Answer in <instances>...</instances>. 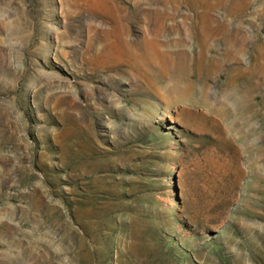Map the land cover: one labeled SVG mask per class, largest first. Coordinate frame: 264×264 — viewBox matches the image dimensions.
Listing matches in <instances>:
<instances>
[{
	"label": "rangeland",
	"instance_id": "1",
	"mask_svg": "<svg viewBox=\"0 0 264 264\" xmlns=\"http://www.w3.org/2000/svg\"><path fill=\"white\" fill-rule=\"evenodd\" d=\"M0 264H264V0H0Z\"/></svg>",
	"mask_w": 264,
	"mask_h": 264
},
{
	"label": "bare ground",
	"instance_id": "2",
	"mask_svg": "<svg viewBox=\"0 0 264 264\" xmlns=\"http://www.w3.org/2000/svg\"><path fill=\"white\" fill-rule=\"evenodd\" d=\"M157 35V34H156ZM152 36H154V33H153V35ZM153 38V37H152ZM151 38V39H152ZM150 40V39H149ZM158 42V41H157ZM148 43V42H147ZM151 43L149 42V44L148 45H150ZM147 45V46H148ZM152 45L154 46V43H152ZM158 46H160V45H158ZM157 47V46H156ZM155 47V48H156ZM154 48V47H153ZM150 49H152V48H150ZM158 49H159V47H158ZM157 49V50H158ZM156 49H155V51H157ZM153 51V50H152ZM151 52V51H150ZM152 53V52H151ZM163 53V52H162ZM154 55H157V54H153L152 56H154ZM135 56V55H134ZM156 57H158V56H156ZM167 115V114H166ZM198 121H200V120H198ZM202 121V120H201ZM198 124H199V122H198ZM225 144H226V146H228V149L230 148V144L226 141L225 142ZM240 144V143H239ZM238 145V144H237ZM242 147V146H241ZM233 148H235V147H233ZM242 149V148H241ZM234 150V149H233ZM235 157L234 158H236V160H237V157L239 156V153H240V151H239V148L236 146V148H235ZM246 153V152H245ZM231 156V155H230ZM236 171H237V169H236Z\"/></svg>",
	"mask_w": 264,
	"mask_h": 264
}]
</instances>
